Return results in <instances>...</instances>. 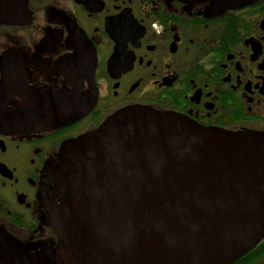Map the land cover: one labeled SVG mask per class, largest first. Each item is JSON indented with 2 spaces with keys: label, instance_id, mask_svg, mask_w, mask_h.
<instances>
[{
  "label": "flooded vegetation",
  "instance_id": "1",
  "mask_svg": "<svg viewBox=\"0 0 264 264\" xmlns=\"http://www.w3.org/2000/svg\"><path fill=\"white\" fill-rule=\"evenodd\" d=\"M129 106L264 132V0H0V264L56 246L62 144Z\"/></svg>",
  "mask_w": 264,
  "mask_h": 264
},
{
  "label": "water",
  "instance_id": "2",
  "mask_svg": "<svg viewBox=\"0 0 264 264\" xmlns=\"http://www.w3.org/2000/svg\"><path fill=\"white\" fill-rule=\"evenodd\" d=\"M61 151L56 246L3 264H226L264 237V132L129 106Z\"/></svg>",
  "mask_w": 264,
  "mask_h": 264
}]
</instances>
